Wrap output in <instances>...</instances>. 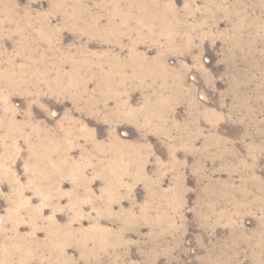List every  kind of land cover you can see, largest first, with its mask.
<instances>
[{"label": "rangeland", "instance_id": "rangeland-1", "mask_svg": "<svg viewBox=\"0 0 264 264\" xmlns=\"http://www.w3.org/2000/svg\"><path fill=\"white\" fill-rule=\"evenodd\" d=\"M0 264H264V0H0Z\"/></svg>", "mask_w": 264, "mask_h": 264}]
</instances>
